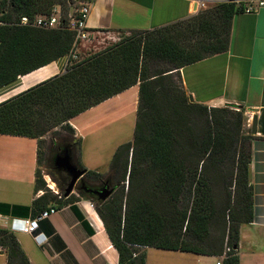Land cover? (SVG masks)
Listing matches in <instances>:
<instances>
[{"label": "trees", "instance_id": "1", "mask_svg": "<svg viewBox=\"0 0 264 264\" xmlns=\"http://www.w3.org/2000/svg\"><path fill=\"white\" fill-rule=\"evenodd\" d=\"M56 5L67 7L68 4L66 0H0V22L4 23L0 24V89L74 52L75 36L72 31L43 30L18 24L23 16L50 15ZM240 12L241 9L234 3H220L185 21L152 31H133L131 36H124L105 51L68 65L62 74L2 102L0 135L40 140L35 195L44 193L35 198L31 208H17L24 211V217L31 211L32 217H35L51 204L62 207L79 200L66 196L67 201L61 202L62 198L58 200L53 192L47 190V183L39 171L42 138L58 126H67L73 131L69 125L73 118L138 85L139 102L133 142L149 135L167 140L166 152L159 157L151 155L160 170L162 187L172 198H179L187 187L191 191L195 186V198L186 226L189 239L193 242L181 240L174 246L158 244L161 239L150 221L155 213L147 210L143 197L133 208L134 221L131 223L124 211L123 198L111 197L101 202L96 196L80 189L81 197L95 204L119 253V264H146V252L139 254L137 249L144 246L224 256L223 264H240V228L254 220L253 188L249 181L254 137L249 132L244 133L247 122L244 108L238 107L240 111L234 112L231 108L237 106L209 108L191 102L179 73L185 66L227 52L232 19ZM175 79L181 83L180 86ZM176 132H188L197 137L201 135L203 140L199 145L202 152L198 149L194 151L195 146L188 153L175 149ZM80 146L81 140L77 143L75 154L78 161ZM130 150V144L121 147L119 159L122 154L129 156ZM132 158L130 165L127 162L125 166L126 171L129 170L128 183L132 185L137 175L143 183L147 180L143 170H134L137 166L136 153ZM208 170L231 171L226 172L223 182L228 197L234 192L233 195L237 199L240 197V201L234 206L229 202L227 211L231 214L228 216L222 211L217 217L214 211L215 197L209 185V176L205 173ZM90 178L102 183L91 185L88 183ZM102 179L97 172H88L85 186L97 189L108 183L113 185L112 188L120 189L126 185L127 173L115 184L111 178ZM236 208H239L238 212ZM0 212L8 214L5 207H0ZM214 221H220L222 232L218 243L210 244L206 238ZM143 237L150 242L142 244ZM0 247L6 253L7 264H31L15 233L1 226ZM225 247L230 251H225Z\"/></svg>", "mask_w": 264, "mask_h": 264}, {"label": "crops", "instance_id": "2", "mask_svg": "<svg viewBox=\"0 0 264 264\" xmlns=\"http://www.w3.org/2000/svg\"><path fill=\"white\" fill-rule=\"evenodd\" d=\"M92 1L87 26L94 39L100 33L112 36L152 31L191 19L203 8L227 3L226 0ZM254 5L258 7L257 3ZM66 64L67 58H61L1 88L0 104L59 74ZM179 73L194 103L209 108L233 105L245 109L247 133L254 137L249 164L254 220L240 228L238 256L240 264H264V7L234 15L227 52L185 66ZM138 101L137 85L69 122L81 140L78 166L86 172L85 177L88 172H97L103 179L113 180L119 174V150L133 142ZM253 123H256L255 134ZM39 142L28 137L0 135V207H5L8 213L0 212L8 218L5 223L0 222L3 228L10 229L13 218H33L32 211L24 217V211L17 208H31L35 198L42 195L40 192L35 195ZM88 183L98 184L94 178ZM91 203L81 198L62 207L51 204L48 209L54 207L58 212L40 221L43 244H39L34 235L15 233L30 263L119 264V253ZM145 249L146 264H217L221 260L192 252ZM0 262L7 264L5 253H0Z\"/></svg>", "mask_w": 264, "mask_h": 264}, {"label": "rangeland", "instance_id": "3", "mask_svg": "<svg viewBox=\"0 0 264 264\" xmlns=\"http://www.w3.org/2000/svg\"><path fill=\"white\" fill-rule=\"evenodd\" d=\"M203 10H205V8H203ZM124 36L129 37L131 35L129 33H115L111 36L110 34L100 33L96 34V39H94V37L92 36V39H90L91 41L89 40L83 42L75 49L74 53L77 57H71L72 54L69 55L70 58L67 57V64L65 68L68 65L75 64L76 62H79L91 55L105 51L115 43H118ZM65 68L61 70L57 75L62 74ZM50 78H52V76ZM175 82L177 83V85H181V83L177 79H175ZM12 97H10V99ZM231 110L234 112L240 111L238 107L233 109L231 108ZM243 130L244 133L247 134L246 127H244ZM174 139V147L177 150H184L182 152L188 153V150L191 149L192 146H195L194 151L198 149V151L201 150L202 152V149L200 148L201 145H199L200 141L203 140L201 135H198L197 137L192 136L188 132H176L174 133ZM79 141L80 138L76 137L75 133L72 130L67 129V126H58L50 130L45 135L41 143L43 154L39 171L41 172L44 180L47 183V190L53 192L52 194L57 196L58 200L62 198L60 200L61 202L67 201L68 196L66 197V190L68 189V186L72 181L71 174L64 168L62 162L69 159L77 169H80L78 166V160L75 159V154L77 152V143ZM75 142H77L76 145L72 146L71 144ZM166 142V139H161L157 136L149 135L147 137L138 139L132 144L130 143L131 150L129 151V156L127 153L120 155L121 163L119 174L113 177V184H115V182L120 178L123 179L125 173H127L126 185L125 187H121L120 189L116 188V192L112 197L123 198L125 202L124 211L128 213V218H130L129 220L131 223H133L134 221L133 208L138 204V201H141V197L145 198L144 201H146L145 205L147 206V210H152L155 213L153 216H151L150 221L161 239L160 241H158V244L163 243L165 245L168 244L174 246L177 245L178 241L181 240L193 242L191 239H189V236L186 232V226L188 218L190 216V212L192 210L193 200L195 198V186L192 187L191 191L190 188L187 187V189H185L177 199L172 198L169 193L162 187V183L159 179L160 170H158V168L156 167L155 159L151 154L159 157V154L166 152ZM133 153H136L137 160V166L134 170H143V174L146 176L145 179L147 180L142 183L141 181H139L140 176L137 175L132 185H129V170L126 171L125 166L127 162L129 163V165L132 162ZM186 166L188 167V165ZM100 171L106 172V170ZM227 171L231 172L230 170H208V172H205L207 174L206 176H209V185L211 186L212 193L215 197L213 201L214 211L216 212L217 217L219 214H222V211L225 212L227 216L231 214L227 211V209L229 208V202H232V206H234V204L238 205V202L240 201V197L237 199L235 195H233L234 192L231 194L230 198L228 197V192L223 182ZM234 171L232 170V172ZM187 172H190V170H187ZM79 182L80 180L76 184L74 191L69 195V197L75 199L82 198L78 189ZM97 183L102 182L97 181ZM52 184H54L53 189L50 188ZM110 186L113 187L112 184H110ZM40 193L43 194L44 192ZM52 194H50V196L54 197ZM236 210L238 212L239 208H236ZM8 223L10 222L8 221ZM209 230L210 232L207 236L208 238H206L207 243H218V239L222 232L220 221H214V223L210 225ZM143 236H146V234H143ZM146 237L142 238V244H144L145 242H150V240L146 239ZM137 249L139 250V254L144 253L146 250L145 246ZM224 250L227 251L226 247Z\"/></svg>", "mask_w": 264, "mask_h": 264}, {"label": "built area", "instance_id": "4", "mask_svg": "<svg viewBox=\"0 0 264 264\" xmlns=\"http://www.w3.org/2000/svg\"><path fill=\"white\" fill-rule=\"evenodd\" d=\"M67 7L62 5H56L50 15H36L34 18L23 16L20 18L18 24L22 26L35 27L43 30H57V29H68L74 33L75 49L83 42L91 39V33L88 29L87 22L91 15L93 1L92 0H66ZM227 3H234L238 6L241 11L244 12H255L257 8L264 7V0H226ZM254 3L258 4L255 7ZM202 8L205 4H201ZM0 24H4L0 22ZM71 57H77L73 52ZM70 58V56H69ZM69 61V60H68ZM91 206L95 208V204L91 203ZM58 210L54 207L39 213L33 218H13L10 223V230L13 233L23 232L35 236L36 241L39 244H43L44 234L40 233V221L48 219L53 214H56ZM8 218L0 215V222L5 223ZM4 250L0 247V253ZM227 251H230L227 248ZM4 253V252H3ZM221 260L217 264H223L224 256L220 257ZM202 264V263H199Z\"/></svg>", "mask_w": 264, "mask_h": 264}, {"label": "water", "instance_id": "5", "mask_svg": "<svg viewBox=\"0 0 264 264\" xmlns=\"http://www.w3.org/2000/svg\"><path fill=\"white\" fill-rule=\"evenodd\" d=\"M189 99L191 102H194L193 97L189 96ZM253 133L256 132V123H253ZM63 163L64 168L71 174L72 181L70 185L68 186V189L66 190V196H69L75 189L76 184L79 180H81L85 176V171L77 169L72 162L67 159ZM83 190H85L87 193L92 194L98 198L101 202H106L108 199L112 197V195L115 192V188H112L108 183L105 184V186L94 189V188H87L83 187Z\"/></svg>", "mask_w": 264, "mask_h": 264}, {"label": "flooded vegetation", "instance_id": "6", "mask_svg": "<svg viewBox=\"0 0 264 264\" xmlns=\"http://www.w3.org/2000/svg\"><path fill=\"white\" fill-rule=\"evenodd\" d=\"M84 178L86 179V177L84 176V177L80 180V182H79V185H78V186H79V188H78L79 190H80V189L83 190V187L85 186V182H86V181H85ZM85 187H86V186H85ZM100 187H101V186H99L98 188H100ZM98 188H97V189H98ZM84 191H85V190H84ZM85 192H86V191H85ZM91 195H92V194H91Z\"/></svg>", "mask_w": 264, "mask_h": 264}, {"label": "bare ground", "instance_id": "7", "mask_svg": "<svg viewBox=\"0 0 264 264\" xmlns=\"http://www.w3.org/2000/svg\"><path fill=\"white\" fill-rule=\"evenodd\" d=\"M53 186H54V184H52V186H50V188L53 189L54 188Z\"/></svg>", "mask_w": 264, "mask_h": 264}]
</instances>
